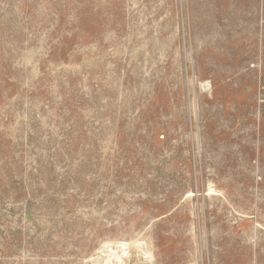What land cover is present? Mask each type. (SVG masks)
I'll return each mask as SVG.
<instances>
[{
    "label": "rangeland",
    "instance_id": "1",
    "mask_svg": "<svg viewBox=\"0 0 264 264\" xmlns=\"http://www.w3.org/2000/svg\"><path fill=\"white\" fill-rule=\"evenodd\" d=\"M0 264H264V0H0Z\"/></svg>",
    "mask_w": 264,
    "mask_h": 264
}]
</instances>
